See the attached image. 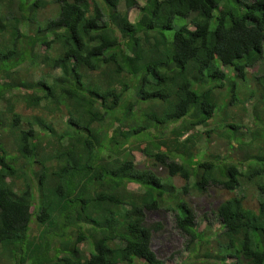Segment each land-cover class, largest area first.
Here are the masks:
<instances>
[{
  "label": "trees",
  "instance_id": "1",
  "mask_svg": "<svg viewBox=\"0 0 264 264\" xmlns=\"http://www.w3.org/2000/svg\"><path fill=\"white\" fill-rule=\"evenodd\" d=\"M263 58L264 0H0V264H167L147 219L161 208L181 264H264V75L248 83ZM213 121L238 160L209 154L197 127ZM243 181L258 206L221 200L211 238L186 194Z\"/></svg>",
  "mask_w": 264,
  "mask_h": 264
},
{
  "label": "rangeland",
  "instance_id": "2",
  "mask_svg": "<svg viewBox=\"0 0 264 264\" xmlns=\"http://www.w3.org/2000/svg\"><path fill=\"white\" fill-rule=\"evenodd\" d=\"M144 2L145 0H139L140 5L144 4ZM139 10L140 9L138 8V6L131 8L129 10L130 17L132 19L136 17L139 14ZM185 21L186 20L183 18H177L174 22V28L172 30H169L170 33L173 35L176 26H179ZM260 75H264V58L260 60L255 66L248 69V83L250 87L258 84L257 78L259 77L256 76ZM242 95L243 94H241V96ZM225 100H228V97H226ZM254 102H257V98H248L246 100V103L248 105H252ZM260 105L262 104L260 103ZM20 109H22L21 106ZM228 109L232 112L238 111L240 115L242 114L245 124L251 125V127L253 126V128H256L254 127V122L251 118V115L247 111L242 110L241 105H229ZM23 112L31 113L33 112V110L31 108H26ZM175 124L176 123L170 124L169 128L167 129L168 133L171 132L170 130H173ZM197 129L202 132L208 129H212L211 134L213 138L210 142H207L209 154L212 153L221 157L230 156V158H233L235 160L239 159V152L237 150L233 151L231 149L230 145L228 144L229 139L223 134L224 131L221 130V127L220 129L217 128V123L215 121L207 126H199L197 127ZM169 136H172V134ZM134 154L136 164L139 167H146L147 165H149L150 161L142 152V150H136L134 151ZM160 170L161 167L159 168V171ZM173 182L179 188L183 187L185 184L184 179L179 175L173 177ZM137 186V184L132 183L130 185V188L136 189L138 188ZM236 193L245 194L246 205L256 209V207L258 206L259 194L256 192L253 183H250L248 181H243L241 186L239 185V187L233 192H229L228 190L220 188H211L207 194H199L193 191L188 192L186 194V198L189 204L193 206L198 216L197 227L199 229L206 228L207 233L210 234L211 238H214L216 236V231H219L220 224L218 222H215L214 224L207 225L208 220L205 219V215H209L213 223L214 219L211 214V209L215 208L221 200L226 199ZM147 219L149 222L160 221L163 223V229L159 232L154 233L151 243V247L155 251L157 256L160 259L165 260L167 264H181L182 262H185V260L187 261L189 256V251L186 249L187 236L176 226V212L169 211L163 208L157 210H149L147 212Z\"/></svg>",
  "mask_w": 264,
  "mask_h": 264
}]
</instances>
